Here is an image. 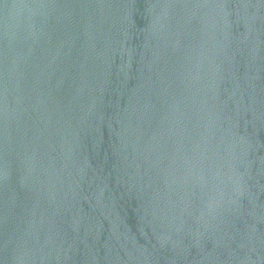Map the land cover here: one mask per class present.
Returning a JSON list of instances; mask_svg holds the SVG:
<instances>
[{
	"label": "water",
	"instance_id": "water-1",
	"mask_svg": "<svg viewBox=\"0 0 264 264\" xmlns=\"http://www.w3.org/2000/svg\"><path fill=\"white\" fill-rule=\"evenodd\" d=\"M0 264H264V0H0Z\"/></svg>",
	"mask_w": 264,
	"mask_h": 264
}]
</instances>
